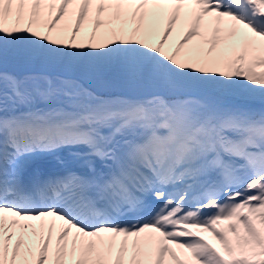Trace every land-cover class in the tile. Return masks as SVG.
I'll return each instance as SVG.
<instances>
[{"label": "snow or ice", "instance_id": "1", "mask_svg": "<svg viewBox=\"0 0 264 264\" xmlns=\"http://www.w3.org/2000/svg\"><path fill=\"white\" fill-rule=\"evenodd\" d=\"M169 262L264 264V0H0V264Z\"/></svg>", "mask_w": 264, "mask_h": 264}, {"label": "rangeland", "instance_id": "2", "mask_svg": "<svg viewBox=\"0 0 264 264\" xmlns=\"http://www.w3.org/2000/svg\"><path fill=\"white\" fill-rule=\"evenodd\" d=\"M90 30H91V25L86 22V24L84 26V31L86 32V31H90ZM173 39H176V35L175 34L173 36ZM155 43H157V42H155ZM166 50H168L167 46H166ZM205 239L208 240L210 243L214 242L215 244L214 243H212V244L215 245V246L217 245V247H219L218 241L213 237V235L211 233H207ZM177 251H178V254H179V250H177ZM181 258H183V256ZM169 264H171V262H169Z\"/></svg>", "mask_w": 264, "mask_h": 264}, {"label": "bare ground", "instance_id": "3", "mask_svg": "<svg viewBox=\"0 0 264 264\" xmlns=\"http://www.w3.org/2000/svg\"><path fill=\"white\" fill-rule=\"evenodd\" d=\"M150 42H152L154 44L155 42H157V40L156 39H152Z\"/></svg>", "mask_w": 264, "mask_h": 264}]
</instances>
